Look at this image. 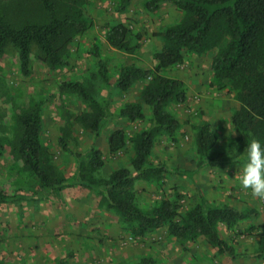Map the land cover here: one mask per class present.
<instances>
[{"label":"rangeland","instance_id":"obj_1","mask_svg":"<svg viewBox=\"0 0 264 264\" xmlns=\"http://www.w3.org/2000/svg\"><path fill=\"white\" fill-rule=\"evenodd\" d=\"M30 1L0 0V9L15 22L25 12H33ZM57 1L81 8L91 20V26L74 40L66 64L51 69L32 55L31 70L24 75L12 46L0 57V189L8 193L36 195L40 190L36 176L16 151L20 136L16 115L38 101L42 118L40 141L57 172L71 177L77 165L73 153L84 155L91 146L102 151L104 164L98 175L104 177L121 166L133 170L130 143L110 153L107 136L117 127L130 136L146 126L148 106L143 105V120L113 116L95 136L77 120L78 114L86 110V103L63 89L61 82L80 81L97 100L106 101L111 112L117 113L125 102L138 98L144 84L139 80L128 90L120 91L113 84L119 66H152V54L161 45L158 33L181 15L166 0L155 10L146 7L151 0H131L125 9L120 8L121 0ZM116 23L131 29L130 43L138 45L134 51L116 49L106 41V30ZM210 58V52L185 53L182 64L165 69L166 75L186 83L188 98L184 103L168 105L179 126L172 135H159L149 154L150 163L162 164L166 175L155 181L137 180L136 202L147 208L163 198L177 200L183 211L205 199L256 209L258 216L240 221L236 228L244 231L251 226L250 233L218 226V232L234 246L238 256L230 258L202 239L191 242L173 237L164 228L133 236L93 191L73 184L42 192V196L39 193L37 198L0 204V264H125L145 257L150 264H264V200L240 185L243 162H202L192 144L191 125L206 119L217 137L218 153L230 156L236 149L230 115L238 103L232 92L211 84ZM98 59L106 63L109 85L98 74ZM61 134L67 138L69 151L61 148Z\"/></svg>","mask_w":264,"mask_h":264},{"label":"trees","instance_id":"obj_2","mask_svg":"<svg viewBox=\"0 0 264 264\" xmlns=\"http://www.w3.org/2000/svg\"><path fill=\"white\" fill-rule=\"evenodd\" d=\"M130 1L121 0L120 8L125 9ZM30 2L33 12L30 15L25 12L15 22L8 20L0 9V57L8 46H12L16 50L19 69L24 75H28L31 70L32 55L51 69L66 64L67 53L74 40L91 26V20L75 5L57 0ZM162 2L165 0H151L146 3V7L155 10ZM166 2L171 3L181 15L158 33L161 45L152 54V66L120 65L113 81L116 88L126 91L135 82L143 80L136 100L125 102L117 113H113L106 101L97 100L80 81L61 82L63 89L78 95L86 103V110L78 114L77 120L92 130L95 136L110 117L118 116L128 121L143 120V105L148 106L146 126L130 136L126 135L122 127H117L107 136L110 153L130 143L133 170L121 166L104 177L98 175L104 164L102 151L91 146L84 155L73 153L77 165L71 177L57 172L49 163V153L40 141V101L16 115L20 126L16 151L23 164L36 176L40 196L42 192L78 184L93 191L106 208L118 215L133 236L164 228L176 238L191 242L205 240L218 252L234 258L239 253L220 235L218 226L222 224L237 233L245 230L250 233L253 231L251 226L244 231L236 228L240 221L258 216L256 209L237 208L201 199L182 211L177 200L166 198L156 205L143 208L136 202L134 185L137 180L155 181L166 175L167 170L162 164L150 163L149 154L159 135H172L179 126L168 105L186 102L187 85L181 78L168 76L164 71L182 64L185 53L210 52L211 84L217 89L232 92L238 103L230 115L236 144L230 156L221 155L216 150L217 137L208 120L202 119L191 125L192 144L198 160L211 165L243 162V150L251 139H259L264 144V0ZM131 36V29L123 23L110 25L105 33L110 46L129 52L138 46L131 45ZM94 54L99 56L97 50H94ZM97 71L102 81L109 85L104 60L98 59ZM59 143L62 149L70 150L63 134L59 137ZM38 194L8 193L0 189V204L34 196L37 198ZM125 264H150V260L145 257L138 262Z\"/></svg>","mask_w":264,"mask_h":264},{"label":"clouds","instance_id":"obj_3","mask_svg":"<svg viewBox=\"0 0 264 264\" xmlns=\"http://www.w3.org/2000/svg\"><path fill=\"white\" fill-rule=\"evenodd\" d=\"M243 151L239 183L244 189L250 190L252 195L264 200V144L253 138Z\"/></svg>","mask_w":264,"mask_h":264}]
</instances>
